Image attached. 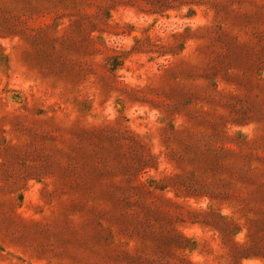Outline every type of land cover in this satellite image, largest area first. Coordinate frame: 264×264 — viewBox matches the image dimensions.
Masks as SVG:
<instances>
[{
	"label": "rangeland",
	"instance_id": "rangeland-1",
	"mask_svg": "<svg viewBox=\"0 0 264 264\" xmlns=\"http://www.w3.org/2000/svg\"><path fill=\"white\" fill-rule=\"evenodd\" d=\"M0 264H264V0H0Z\"/></svg>",
	"mask_w": 264,
	"mask_h": 264
}]
</instances>
